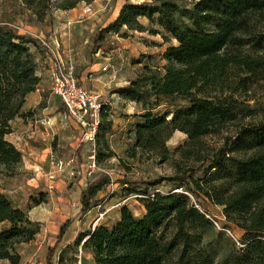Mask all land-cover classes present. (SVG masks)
<instances>
[{
  "label": "trees",
  "instance_id": "1",
  "mask_svg": "<svg viewBox=\"0 0 264 264\" xmlns=\"http://www.w3.org/2000/svg\"><path fill=\"white\" fill-rule=\"evenodd\" d=\"M83 1L95 0H22L40 20L53 6L70 10ZM144 18L161 29L152 33L160 34L168 46L161 67L138 59L137 63H143L142 73L115 90L142 109L134 115V141L127 151L134 158L169 159L180 154L188 162L177 164L180 173L146 184L175 181L183 191L157 188L152 193L139 192L145 209L141 216L122 205L111 226L97 224L81 232L74 246L81 245L93 257L91 262H81L264 264V101L258 98L264 91V0H127L118 16L98 33V40L122 32L124 27L128 32L148 31ZM38 41L0 22V171L7 174L16 172L23 155L6 135L12 132L16 117L31 113H25L23 107L41 81L32 51V45L44 48ZM178 101L188 105L158 111L162 104ZM109 109L110 104H103L96 133V141L101 142L103 136L107 149L105 153L97 151L99 163L114 155L105 138L112 128L107 120ZM227 124L235 127L223 136L221 144L205 148L204 138L219 135ZM176 131L188 138L171 150L168 141ZM77 159L82 161L80 154ZM198 172L201 176L195 177ZM111 183L112 177L106 173L90 180L80 194L81 209L100 205L101 193ZM45 199L46 194L41 193L35 203ZM205 201L221 206L229 225L244 232L237 240L240 245L232 242V248L218 262L203 246L205 233L215 228ZM3 223L8 225L0 231V259L20 264L16 246L34 240L41 225L0 192ZM70 224L69 220L60 224L46 264H53L54 252Z\"/></svg>",
  "mask_w": 264,
  "mask_h": 264
},
{
  "label": "rangeland",
  "instance_id": "2",
  "mask_svg": "<svg viewBox=\"0 0 264 264\" xmlns=\"http://www.w3.org/2000/svg\"><path fill=\"white\" fill-rule=\"evenodd\" d=\"M126 1L95 0L91 3L83 1L70 10H61L53 6L50 13L40 20L22 0H0V22L9 23L16 31L30 35L39 40L38 42H40V38H43L54 48H60L61 53L63 50H67L68 55L65 56L74 62L75 73L80 84L92 91L101 92L110 104L107 120H111L112 128L106 133L105 138L114 155L100 163L103 171L96 176L101 173L109 174L112 177V183L101 194L100 205L88 211L81 209V187L77 183H72L71 196L68 198L70 200L67 208L69 213L65 220L71 221V224L64 240L54 252L53 264H82L81 259L91 262L93 258L91 251L82 250L81 245L74 246L79 234L97 224L108 226L114 224L118 219L122 205H127L136 216H141L145 209L139 201L141 196L139 192L152 193L157 188L165 192L183 191V189L177 188L179 183L175 181L165 180L156 186L146 184V181L156 180L160 177H172L180 173L181 170L177 164L188 163L181 159L180 154H173L169 159L148 155L134 158L128 155L127 150L134 141L133 127L136 120L134 115L142 109L140 105L126 101L119 94L113 95V93L118 86L130 82L142 73L143 63H137L138 59H142L143 62L152 66L161 67L162 55L168 43L164 42L160 34L152 33L161 29L145 18L142 21L148 25V31L128 32V29L124 27L122 32L107 34L104 40H98V33L118 16ZM130 1L151 2V0ZM32 51L37 57L39 56L40 52L37 51L36 46L32 45ZM47 58L51 63V57L47 56ZM108 62L111 63V68L108 71H103L102 67ZM105 82H109L110 87L105 85ZM238 97L244 98L245 96ZM258 98L261 102L264 101V91L259 92ZM250 103L256 106L253 100ZM187 105L180 101L164 103L158 111H175ZM234 127L233 124H227L219 135L204 138V147L219 146L223 136L230 133ZM87 132L88 128L85 127L83 138H87L85 134ZM187 138L186 133L176 131L168 141V146L174 150L177 146L182 145ZM86 141L87 145L82 150L85 159L79 162L76 158L73 162L75 168L82 167L93 147L91 141L88 139ZM100 141L97 139L95 143L96 150L107 152L102 142L103 136L100 137ZM70 150L71 147L63 148L59 144L58 138L55 137L52 142L54 153H52L51 159L53 157L67 159L70 156ZM63 152L65 154H62ZM193 175L201 176L199 172ZM77 181L78 179H76ZM204 207L214 220L215 228L205 233L203 246L211 252L215 262H218L222 255L232 248V242H235L237 246L240 245L237 240L242 238L244 232L234 225H229L221 206L205 201ZM228 226L230 229L227 228ZM70 244L74 246L72 249L68 247ZM53 246L38 244L34 248H28L25 256L28 259L26 258L25 263L21 256L20 264H46L47 254ZM63 255V262L60 263Z\"/></svg>",
  "mask_w": 264,
  "mask_h": 264
},
{
  "label": "crops",
  "instance_id": "3",
  "mask_svg": "<svg viewBox=\"0 0 264 264\" xmlns=\"http://www.w3.org/2000/svg\"><path fill=\"white\" fill-rule=\"evenodd\" d=\"M38 49L40 53L37 57V72L41 81L36 91L29 94L23 107L25 113H31L16 117L12 121V132L6 135V138L22 152V162L14 174L0 171V192L6 194L16 207L27 211L30 218L41 225V230L34 240L16 246L25 263L28 259L25 257L28 248H34L38 244L40 246L55 244L59 224L68 217L67 208L70 202L68 198L71 196L72 183H76L70 181L68 171L59 174L54 180L48 177L46 171L54 153L53 140L57 137L63 148L71 147L67 159L76 160L79 154L82 160L85 159L82 150L87 145L86 138H83L85 127L69 115L62 99L51 91V64L47 58L48 52L45 47L43 51L42 48ZM56 49L62 51L60 48ZM63 53H61L64 55L63 59L66 62L71 61L65 56L68 55L67 50H63ZM128 84L129 82L118 87ZM105 85L110 87L109 82H105ZM115 94L118 93L114 92L113 95ZM39 167L42 170H38ZM77 184L82 190L87 186ZM41 193L46 194V199L35 203V199H38ZM7 225L0 224V231ZM0 264L12 263L8 259H0Z\"/></svg>",
  "mask_w": 264,
  "mask_h": 264
},
{
  "label": "built area",
  "instance_id": "4",
  "mask_svg": "<svg viewBox=\"0 0 264 264\" xmlns=\"http://www.w3.org/2000/svg\"><path fill=\"white\" fill-rule=\"evenodd\" d=\"M40 43L46 48L49 57H51V91L59 96L69 115L79 121L84 127L88 128L85 133L93 147L90 154L81 168L73 167L74 159L52 158L50 167L46 171L48 177L54 180L59 174L68 173L71 182L78 179L76 183L88 184V182L103 171L97 160L96 133L102 119V106L109 101L98 91H92L80 84L79 78L75 73V64L72 61L66 62L59 49L48 44L43 38ZM111 63L108 62L102 67L103 71H108ZM38 170H42L40 167Z\"/></svg>",
  "mask_w": 264,
  "mask_h": 264
}]
</instances>
